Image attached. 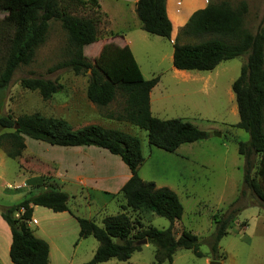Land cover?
I'll list each match as a JSON object with an SVG mask.
<instances>
[{
  "label": "trees",
  "instance_id": "16d2710c",
  "mask_svg": "<svg viewBox=\"0 0 264 264\" xmlns=\"http://www.w3.org/2000/svg\"><path fill=\"white\" fill-rule=\"evenodd\" d=\"M84 7L100 12L98 0H0V12L6 13L0 27V44L4 49L0 64V92L8 88L20 66L31 62L35 49L45 41L50 23L58 22L67 34L69 47H66V52L69 55L79 53L97 41V20L73 15V10ZM135 12L143 32L170 38L171 23L166 14V0H138ZM246 13L244 2L236 8L221 2L194 12L180 34L210 39L194 45L173 44L172 67L177 71L211 72L222 62L246 56L239 76L231 85L238 113L236 127L249 136L248 142L237 144V152L244 159V189L259 207L264 208V29L259 28L255 34L245 30L243 18ZM102 68L104 72L100 70ZM59 69L70 70L75 75L89 73L86 98L96 107L108 106L118 93L124 100L122 114H107L105 117L145 131L149 146L174 153L182 145L209 137L205 131L181 119L160 120L152 116L149 95L159 78L145 80L127 46L106 44L94 66L77 55L53 68ZM20 86L27 91L38 92L44 101L63 90L57 81L44 78H24ZM0 128L9 130L0 135V149L10 159L24 148L25 137L54 147L93 146L118 156L131 174L120 191L124 202V206H120L122 211L150 213L170 223L165 230L144 228L140 222L142 216H138L135 220L138 231L132 234L134 222L124 212L104 218L101 227L92 220L74 217L79 226V240L92 237L98 243L92 259L84 264H102L110 260L127 262L133 253L141 251L137 243L142 240L155 248L154 264H172L178 249L191 251L196 258L204 257L199 251L198 238L191 232L183 230L178 238L174 235L173 224L183 214L177 194L139 178L138 169L144 157L136 137L97 125L75 130L62 118L45 117L39 113L15 119L1 116ZM48 180H43L46 190L29 193L17 204L0 208V217L11 235L8 257L12 264H48L47 243L35 237L28 225L33 208L42 207L53 213L69 211L68 195L48 187ZM239 211L231 210L225 217L213 218L215 232L209 244L213 261L225 260L219 254V242L227 235L234 215Z\"/></svg>",
  "mask_w": 264,
  "mask_h": 264
},
{
  "label": "rangeland",
  "instance_id": "374dc122",
  "mask_svg": "<svg viewBox=\"0 0 264 264\" xmlns=\"http://www.w3.org/2000/svg\"><path fill=\"white\" fill-rule=\"evenodd\" d=\"M221 2L228 3L232 8L244 2L247 5V13L243 18L244 29L251 34H255L259 28L264 29V0H187L184 6L185 17L195 10H202L208 5ZM103 6L107 7V4L103 3ZM5 15L6 13L0 12V27ZM73 15L97 20L96 43L82 48L79 53L69 55L66 52V47H69L67 34L58 22L50 23L45 41L35 49L31 62L20 66L15 71L8 88L0 92V117L11 116L15 119L23 115L39 113L45 117L65 119L76 130L79 126L77 119L79 115L74 113L76 108H84L92 123H102L97 119L96 114L101 116L122 114L124 100L118 93L115 100L106 107L90 105L86 98L89 73L75 75L66 69L53 70L57 65L77 55H81L94 66L104 45L114 44L124 47L119 40H116L117 36L110 31L109 21L101 10L96 13L88 7L78 8L73 10ZM176 23L174 20L175 27L178 25ZM180 30L177 35L169 39L151 36L142 30L132 31L128 36L131 40L129 48L143 78L145 80L159 78L151 96V112L154 115L151 114L160 120L182 119L205 131L209 135L208 139L182 145L178 151L167 153L149 146L146 132L136 127L118 122L109 123L104 127L121 130L136 137L141 143L144 157V163L139 169L141 177L139 178L151 183L155 182L160 188L166 187L172 190L183 206L182 217L175 222L173 228L174 235L178 238L183 230L191 232L198 238L199 251L204 254V257L196 258L191 251L178 249L173 256L172 264H209L213 261L209 249L215 232L213 218L225 217L231 210L240 211L234 215L235 218L227 230L228 235L219 242L221 259L225 257V260L219 262L221 264H264V208L258 206L256 200L243 186L244 159L238 155L237 144L248 142L249 136L236 127L238 113L231 91V85L239 76L240 69L246 62V56L222 62L208 73L191 72L187 73L188 75H183V72L175 73L169 58L173 52V44L194 45L210 39L209 37H185L180 34ZM3 57L4 49L0 44L1 65ZM100 70L105 71L103 68ZM24 78L57 81L63 86V90L44 101L38 92L27 91L20 86V81ZM7 131L9 130L0 128V135ZM218 134L220 136H217ZM27 147L30 150H44L50 148V145L25 138L24 148ZM4 162L3 168H0L2 175L0 208L17 204L30 195L29 193L37 194L44 191L28 187L21 191L15 190L19 175L18 165L16 161L6 157ZM8 185H10L9 189ZM55 189L61 192L66 191L60 183ZM76 191L79 195L82 189L78 186ZM243 193H245L244 196H242ZM91 199L92 202L89 200L86 202L83 198L77 197L75 201H69V208L75 211L74 217L90 219L101 227L104 218L124 212L134 222L132 234L138 231L135 223L138 216H142L140 222L144 228L165 230L170 226L165 218L154 214L122 211L120 208L124 206L122 199L119 202L109 201L104 209L98 208L94 202L95 198ZM44 210L46 209L37 207L33 216L37 224L29 225L34 234H38L37 227L47 230L48 234L52 233L51 228L60 227L61 220L55 215L56 213L46 211L50 216H45L42 214ZM0 221H2L1 218ZM64 228L70 236V240L66 243L67 262L57 261L55 264H84L90 261L93 257L92 246L97 245V241L92 237L79 240V226L76 221ZM8 239H10V231L7 232L0 222L1 264H12L8 251L5 250ZM140 246L141 251L133 253L127 262L110 260L102 264H154L155 248L151 244Z\"/></svg>",
  "mask_w": 264,
  "mask_h": 264
},
{
  "label": "crops",
  "instance_id": "0c3cea01",
  "mask_svg": "<svg viewBox=\"0 0 264 264\" xmlns=\"http://www.w3.org/2000/svg\"><path fill=\"white\" fill-rule=\"evenodd\" d=\"M137 2L138 0H98L100 10L106 15L109 21L110 31L117 36L116 40H119L122 46H128V48L131 44V40L128 37L129 33H131L132 31L141 30V24L135 12ZM186 2L187 0H166V14L171 23L170 38H172L174 35H177L178 30L183 28L184 25L188 22L191 15L197 11L195 10L191 12L189 16L185 17L186 12L184 10V6L186 5ZM103 3L107 4V7H104ZM173 19L178 23V25L176 23V27L173 24ZM169 58L172 61V53L170 54ZM173 71L175 73L183 72V75H188L187 73H191L186 71H177L174 68ZM192 73H195V71ZM154 88L151 90L149 96L150 111H152L151 96ZM90 105L93 104L90 103ZM74 113L75 115H79V117L77 118L79 126L76 127L78 129L88 125H97L101 128L107 129L104 127L107 126V124L117 123V121L108 119L105 116H101L100 114H96V117L102 123H92L89 121L90 117L87 115L84 108H76L74 109ZM152 114L154 115V113ZM180 147L178 149H180ZM178 149L176 151H178ZM4 157L8 158L2 151V155L0 156V168H3L5 164ZM11 160L16 161L19 168V175L17 177L18 182L15 190L21 191L23 189H26L27 187L29 189L38 188V190H46V186H43V180L44 178H49L46 185L48 187L57 188L58 184L60 183L62 188H66V191L63 192L68 195L69 201H75L77 197H81L86 202H88V200L89 202H92L91 198H95L96 201L94 202L100 209H104L109 201H121L120 199L122 198L120 195V191L131 177L129 169L118 156L111 155L106 150L93 146L71 148L50 146V148L44 150H30L27 147L23 148L20 153ZM139 169L138 176L140 177ZM1 177L2 175L0 174V179ZM141 180L145 181L144 179ZM78 186L82 189L79 195H77L76 191V188ZM155 186L157 185L155 184ZM1 187H3V184H1ZM7 187L9 189L10 185H8ZM157 188L160 187L157 186ZM69 201L67 204L69 210L68 212L55 214L61 220L59 228H51L52 233L48 234L49 232L47 230L37 227L36 232L38 234L33 233L35 237L45 241L49 247L48 264H55L57 261L67 262L66 254L68 250L66 243H68V240H70V236L68 234V231H66L64 227L70 226L71 223H75L76 221L74 218L75 211L69 208ZM36 209L37 207L33 208L32 218L28 225H30V223L34 225L37 224V221L33 218ZM46 211L50 210L46 209L44 210V212H42V214L45 216H50ZM0 222L5 227L7 232H9V228L6 223L3 220ZM174 225L175 223L173 224V228ZM10 243L11 235L10 239H8L6 243V252H9ZM97 247L98 244L92 246V256L94 255Z\"/></svg>",
  "mask_w": 264,
  "mask_h": 264
},
{
  "label": "water",
  "instance_id": "95a60500",
  "mask_svg": "<svg viewBox=\"0 0 264 264\" xmlns=\"http://www.w3.org/2000/svg\"><path fill=\"white\" fill-rule=\"evenodd\" d=\"M16 129H17V127L15 126L14 130H16ZM217 136H220V135L218 134ZM137 244L138 245H145V244H147V241L146 240H142V241H139ZM209 264H221V262H219V261H211V262H209Z\"/></svg>",
  "mask_w": 264,
  "mask_h": 264
},
{
  "label": "bare ground",
  "instance_id": "6f19581e",
  "mask_svg": "<svg viewBox=\"0 0 264 264\" xmlns=\"http://www.w3.org/2000/svg\"><path fill=\"white\" fill-rule=\"evenodd\" d=\"M174 20V19H173ZM176 21V20H175Z\"/></svg>",
  "mask_w": 264,
  "mask_h": 264
}]
</instances>
